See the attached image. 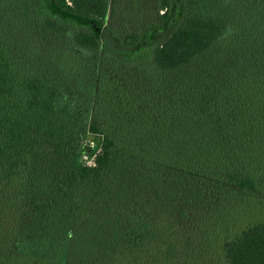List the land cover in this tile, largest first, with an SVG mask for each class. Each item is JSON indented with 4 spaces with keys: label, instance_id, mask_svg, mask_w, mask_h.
Listing matches in <instances>:
<instances>
[{
    "label": "trees",
    "instance_id": "trees-1",
    "mask_svg": "<svg viewBox=\"0 0 264 264\" xmlns=\"http://www.w3.org/2000/svg\"><path fill=\"white\" fill-rule=\"evenodd\" d=\"M0 264H264V0H0Z\"/></svg>",
    "mask_w": 264,
    "mask_h": 264
},
{
    "label": "rangeland",
    "instance_id": "rangeland-1",
    "mask_svg": "<svg viewBox=\"0 0 264 264\" xmlns=\"http://www.w3.org/2000/svg\"><path fill=\"white\" fill-rule=\"evenodd\" d=\"M95 146H96V150H98V145H96L95 144ZM82 160H83V162H85V163H91L92 162V156H89L88 154H86V153H83L82 154Z\"/></svg>",
    "mask_w": 264,
    "mask_h": 264
}]
</instances>
